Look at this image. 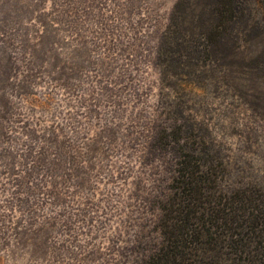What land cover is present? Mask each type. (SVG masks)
Listing matches in <instances>:
<instances>
[{
  "label": "rangeland",
  "instance_id": "obj_1",
  "mask_svg": "<svg viewBox=\"0 0 264 264\" xmlns=\"http://www.w3.org/2000/svg\"><path fill=\"white\" fill-rule=\"evenodd\" d=\"M176 1L0 0V264L141 262L161 241L172 146L212 147L264 183V0H236L251 11L235 44L200 31L225 0H185L182 43L193 29L211 47L175 53L184 72L196 57L195 79L156 57Z\"/></svg>",
  "mask_w": 264,
  "mask_h": 264
},
{
  "label": "trees",
  "instance_id": "obj_2",
  "mask_svg": "<svg viewBox=\"0 0 264 264\" xmlns=\"http://www.w3.org/2000/svg\"><path fill=\"white\" fill-rule=\"evenodd\" d=\"M187 7L185 0L175 2L158 41L156 57L161 59L163 75L184 72L174 57L180 50L191 58L211 51L209 45L201 50L193 29L189 45L182 43L178 16L181 12L186 14ZM243 8L251 11L248 4L236 0L203 6L200 13L208 14L210 23H203L200 31L215 32V26L216 30L219 26L224 31L230 29L234 36L229 33V44H235ZM215 21L219 24L212 27ZM192 60L185 72L195 79L198 78L197 65L193 62L197 59ZM224 80L231 82L228 76ZM179 132L180 129H173L174 142ZM164 138L159 137V140ZM170 148L175 161L171 167L169 193L159 205L161 241L138 264H264L263 181L250 182L234 176L229 161L212 147Z\"/></svg>",
  "mask_w": 264,
  "mask_h": 264
}]
</instances>
